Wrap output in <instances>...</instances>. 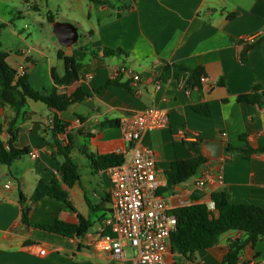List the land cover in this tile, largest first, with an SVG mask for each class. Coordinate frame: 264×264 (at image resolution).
Wrapping results in <instances>:
<instances>
[{
  "label": "crops",
  "instance_id": "1",
  "mask_svg": "<svg viewBox=\"0 0 264 264\" xmlns=\"http://www.w3.org/2000/svg\"><path fill=\"white\" fill-rule=\"evenodd\" d=\"M19 1L20 7H7L19 13L21 27L11 28V32L22 45L8 46L5 60L12 68L24 66L35 90L45 93L54 86L53 68L63 75L59 50L82 64L79 80L56 86L59 93L71 94L78 88L93 92L120 67L126 69L120 83L130 80L131 72L138 74L139 80L134 91L111 84L61 111L27 100L13 126V144L27 147L29 153L9 166L0 164V264H138L129 246L124 248L125 255L117 258L94 245L102 231H107L103 228L110 209L111 180L108 168H93L78 148L95 156L118 153L128 158V142L120 126L99 128L98 123L104 119L120 122L149 107L165 110L168 124L144 132L138 144L154 150L158 190L173 208L183 205L181 200L205 203L217 214L215 194L231 203L264 207V153L247 159L226 150L227 145L264 147V0ZM29 15L32 20L25 19ZM56 21L76 27L75 43L64 47L58 42L52 31ZM0 24L11 23L3 20ZM250 36L252 41L247 39ZM104 48L120 49L123 54L104 56ZM165 63L201 66L206 77L200 87L187 85L190 72L171 73L163 79ZM256 87L260 88L259 102L237 100ZM13 115L12 108L0 101L3 141L9 139L7 128ZM55 115L67 124L57 138L74 146L70 156L77 164L79 179L72 186L63 183L59 173L64 156L53 146ZM217 140L224 146L220 156L214 157L213 142ZM196 155L206 158L196 173L168 186L165 172L171 162ZM53 178L67 192L72 207L49 196L31 200L37 183L49 184ZM201 179L204 186L197 185ZM20 192L29 209V225L21 221ZM80 217L90 223L82 237L34 226L55 220L78 224ZM241 237L240 231H227L213 247L195 252L192 260L170 250L169 264H218L229 242ZM238 264H264V237L245 247Z\"/></svg>",
  "mask_w": 264,
  "mask_h": 264
},
{
  "label": "trees",
  "instance_id": "2",
  "mask_svg": "<svg viewBox=\"0 0 264 264\" xmlns=\"http://www.w3.org/2000/svg\"><path fill=\"white\" fill-rule=\"evenodd\" d=\"M89 1L107 3V1L101 0ZM49 21H52V19L49 18ZM1 26L2 24H0ZM117 54H123V52L120 49H103L104 56ZM6 56L7 53L5 51H0V101L7 103L14 113L7 128V132L10 135L9 139L3 141L0 136V164L7 166L11 165L15 159L29 153L27 147L19 148L13 144L15 140V129L13 126L28 99L41 101L48 107L61 111L67 109L72 103L80 102L111 84L121 85L124 88L134 91L131 79L123 83L119 82V77L123 75L125 69L124 67H120L115 76H112L104 86L93 90V92L87 93L80 88L71 94L57 92L56 86L65 87L77 82L82 68V64L76 61L73 56L65 55L59 50L57 56L64 62V73L62 76H59L53 68L52 77L54 86L50 90H46L45 93H41L31 86L26 75H16L15 69L6 62ZM180 72H190L187 80L189 87H200L201 79H205L206 77L204 68L201 66L190 68L184 64L165 63L162 78H167L171 73L173 76H177ZM258 89L260 88L256 87L252 93L239 95L237 100L250 103L259 102ZM261 95H264V89ZM78 117L83 121V117ZM66 126L67 124L62 122L56 115L53 117V146L57 148L58 153L64 156V161L59 167V173L63 183L67 186H72L79 179L77 164L70 156V152L74 146L70 141L63 144L57 138V134L63 133ZM109 126H119V121L104 119L98 123L99 128ZM1 131L2 127L0 126V133ZM78 132L83 133L80 129H78ZM86 134L88 135L89 133ZM240 138L244 139V136ZM78 149L86 154L91 161V166L95 169H104L120 164L124 158L122 154L118 153H107L95 156L88 153L85 149ZM226 150L247 159L255 153H264V147L253 148L249 144L244 148L227 145ZM205 161L206 158L202 155L173 160L165 172L168 186L188 179L196 173L199 166L205 163ZM44 196L55 198L65 205L72 207L68 200L67 192L61 187L57 178H53L49 184L39 181L31 195V200L35 202ZM212 197L217 214L212 213L205 203L185 204L173 209V213L176 216V228L170 235L171 251L183 255L188 260H192L195 252L213 247L222 234L230 230H236L242 232L243 237L233 239L229 242L228 251L218 264H238L240 255L245 247L248 245L253 246L259 238L264 237V207L253 204L231 203L222 194H215ZM19 201L22 206L21 221L23 224L29 225V209L24 205L25 197L21 192L19 193ZM34 226L65 236L75 235L82 237L90 227V223L80 217L78 224L55 220L49 224H36Z\"/></svg>",
  "mask_w": 264,
  "mask_h": 264
},
{
  "label": "built area",
  "instance_id": "3",
  "mask_svg": "<svg viewBox=\"0 0 264 264\" xmlns=\"http://www.w3.org/2000/svg\"><path fill=\"white\" fill-rule=\"evenodd\" d=\"M247 39L252 41L253 37ZM14 69L17 76L26 74L24 66L18 65ZM131 80L135 87L139 75L131 72ZM168 120L165 110L149 107L119 122L130 155L120 164L108 168L110 209L103 228L107 231H102L94 243L96 248L114 257H123L124 248L129 246L134 250L138 264H169L170 235L176 228L174 208L159 193L154 150L138 144L144 132L163 128ZM31 155L35 157L36 153ZM204 184V179L197 183L198 186ZM180 204L186 202L181 200Z\"/></svg>",
  "mask_w": 264,
  "mask_h": 264
},
{
  "label": "rangeland",
  "instance_id": "4",
  "mask_svg": "<svg viewBox=\"0 0 264 264\" xmlns=\"http://www.w3.org/2000/svg\"><path fill=\"white\" fill-rule=\"evenodd\" d=\"M7 6L20 7L21 3L19 0H0V19H3L7 23H11L0 27V51H7L8 46L14 49L22 45L17 36L12 35L11 32V28L21 27V22L17 18L19 17V13H16V8H9ZM32 18L31 15L25 17L26 20H32ZM3 20H0V23H2ZM130 252L131 250L127 249V254Z\"/></svg>",
  "mask_w": 264,
  "mask_h": 264
},
{
  "label": "water",
  "instance_id": "5",
  "mask_svg": "<svg viewBox=\"0 0 264 264\" xmlns=\"http://www.w3.org/2000/svg\"><path fill=\"white\" fill-rule=\"evenodd\" d=\"M52 26V31L62 46L68 47L76 42L78 33L76 27L72 23L56 21L52 24ZM213 145L214 152L212 156H220L224 144L222 141L217 140L213 142Z\"/></svg>",
  "mask_w": 264,
  "mask_h": 264
}]
</instances>
